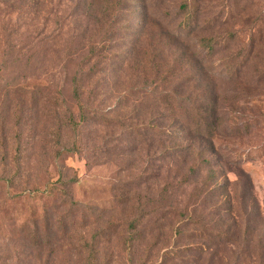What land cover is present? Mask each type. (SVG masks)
Masks as SVG:
<instances>
[{
  "label": "rangeland",
  "instance_id": "1",
  "mask_svg": "<svg viewBox=\"0 0 264 264\" xmlns=\"http://www.w3.org/2000/svg\"><path fill=\"white\" fill-rule=\"evenodd\" d=\"M34 96L0 178L21 156L40 192L0 184V264H264V0H0V112ZM47 210L70 233L25 261Z\"/></svg>",
  "mask_w": 264,
  "mask_h": 264
},
{
  "label": "trees",
  "instance_id": "2",
  "mask_svg": "<svg viewBox=\"0 0 264 264\" xmlns=\"http://www.w3.org/2000/svg\"><path fill=\"white\" fill-rule=\"evenodd\" d=\"M213 41L214 40H212V39L211 40H203L202 43H204L203 44L204 47L213 48V46H212V43H214ZM216 45H218V42L216 43ZM215 49H216V47L214 46L213 52H215ZM12 87L13 86H11V85L6 86V88L9 90H12ZM19 89L20 90H18V91L24 90L26 93H28L29 90H33L36 93H40L37 90H50L45 86V84H40L37 82L33 85L26 83L25 85L20 86ZM36 96H38V95H36ZM36 96H34V99L31 102V105H29L27 103H22V104L17 103L15 111H13L12 100L7 99L6 102L4 103V107L2 108L3 114L0 112V132H2V134H3L2 153L0 154V156H2L3 162H1V158H0V162H1L0 165L3 164L7 169H8L10 160H9V155L7 154L6 151L8 149V144L10 143V141H12V143H14L15 141L18 142V150L17 149L15 150V154H17V151H18V155L19 154L22 155L23 150H24L23 152H29V151L35 150L34 146H35V141L37 139V135L31 128L33 127V125L36 121L38 124H40V120H39V118H37V120H36V118L33 116L32 112H35L36 115L38 116V114H39L38 110H40V108L43 107L42 106L43 101L41 99H44L43 97L36 98ZM11 119H17L16 123H19V124L22 123V119H25V122L27 123V127L29 126V129L31 130L30 133H27V136H26L27 142L25 143L24 146H22V140H24V137L21 135V132L16 133L15 136H13V137L10 135L11 130H9V120H11ZM50 120H51V117L48 116L47 123H49ZM153 130H154L153 133L155 135L162 136L161 131L156 130V129H153ZM23 133H24V130H23ZM23 147H25V148H23ZM65 151H66V149H64L62 153H57L55 155V159L63 158ZM25 154H29V153H25ZM18 155L15 157L14 161L15 162L20 161V163H22V158H21V156H18ZM29 157H31V155L25 156V158H29ZM20 163H18L19 166H18L16 174H14L12 176L8 175L7 178H5L3 175L0 178V184H5L6 185L5 187L10 188L12 191H13L14 187L20 188L23 185H25V188L22 191H20L17 194H14V196H13V200H18V201H19V199L31 197L34 194H37L40 192V187L36 188V186H35L34 188H30L31 180H33V178L31 177L30 174L28 177H26L27 180H22V178H23L22 166ZM211 174L215 175V172L212 171ZM57 185L58 184H52V182L49 181L45 185V189L43 191L44 195L50 199H56L55 193H60V191H61L60 187H58ZM61 206H63V205H61ZM73 207H76V211H79L83 208V210H82L83 211L82 221L84 223H86V222L88 223V219L91 218L92 215L86 213V208H88L87 205H83L80 203H74ZM160 207H163V206H158L157 210L161 211ZM164 208H167V205L165 207H163V209ZM47 209H48V206H47ZM58 209H59V206L52 207L53 212L58 210ZM53 212L52 211L48 212V210H47L43 215L44 225H43V223L41 225V223L38 222V220H36L35 221V230H34L33 235H29L28 237L27 236L25 237L26 251L34 252V254L31 253V254L24 255L23 258L25 261H30L31 259H33V261H34L35 257L37 259H39L41 254H43L44 250H46L47 248L50 249L47 253V259L49 260V262L52 261V259L54 257L53 247L58 245V242H60L61 239H63L64 237H66L70 233V227L68 224H66L65 228H63V229L53 230V225H51V223H50V217L52 216ZM104 217H105V215L101 214L96 219L98 220V219L104 218ZM132 227H133V229L136 228L134 225ZM82 228H83V225H82ZM135 238H136V234H135ZM111 242H112L111 239L105 240V245H108ZM100 244H102V242H100ZM93 249H96V248H93ZM82 250H83V248H82ZM37 251H38V253H37ZM99 252L100 251H97V256L99 255ZM32 255H34V256L32 257ZM10 259H12V257H10L9 260ZM147 263H149V262L147 260H145V264H147ZM142 264H144V262Z\"/></svg>",
  "mask_w": 264,
  "mask_h": 264
}]
</instances>
